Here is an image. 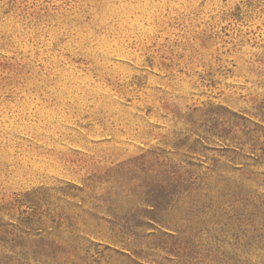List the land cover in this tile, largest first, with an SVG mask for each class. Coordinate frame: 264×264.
<instances>
[{
  "label": "rangeland",
  "instance_id": "rangeland-1",
  "mask_svg": "<svg viewBox=\"0 0 264 264\" xmlns=\"http://www.w3.org/2000/svg\"><path fill=\"white\" fill-rule=\"evenodd\" d=\"M0 264H264V0H0Z\"/></svg>",
  "mask_w": 264,
  "mask_h": 264
}]
</instances>
